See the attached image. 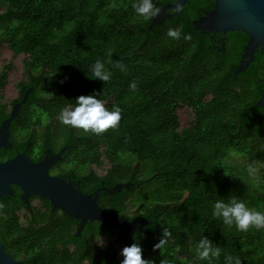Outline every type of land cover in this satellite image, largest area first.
Wrapping results in <instances>:
<instances>
[{
  "label": "trees",
  "instance_id": "obj_1",
  "mask_svg": "<svg viewBox=\"0 0 264 264\" xmlns=\"http://www.w3.org/2000/svg\"><path fill=\"white\" fill-rule=\"evenodd\" d=\"M209 1L190 0L189 4L197 7ZM132 2L0 0L6 7L0 28L14 56L26 55L25 67L34 74L26 86L38 85L32 94L39 96L44 80H61L43 104L37 102L42 113L22 117L14 131L33 128L30 139L36 143V128H44L51 119L45 125L47 140L65 136L78 145L74 163L79 178L90 166L107 162L110 167L105 176L88 174L96 186L102 181L106 185L130 182L123 192H107L106 204L111 209L120 213L131 197L143 212L158 205L156 222L166 230L142 231L134 236L135 241L121 235L127 245L139 243L142 258L153 264H193L191 249L202 236L221 252L198 264H224L225 254L239 257L241 264H264V228L237 231L234 225L228 227L211 216L212 202L231 197L264 211V106L249 110L264 86V47L257 49L244 71L235 74L247 34L229 31L226 50L215 46L211 50V34L192 25L198 9L189 10V17L172 15L151 28L154 17L138 18ZM173 2L153 0L159 8ZM168 9L173 12L175 8ZM169 28L178 29L180 38L168 37ZM185 33L190 36L187 40ZM98 58L111 72L106 82L91 77L90 66ZM117 62L123 70L114 66ZM133 81L136 87L130 89ZM80 94L95 95L110 111L119 108L117 127L82 134L62 125L59 111L74 106ZM181 107L192 111L187 124L180 121ZM4 119L0 117V124ZM16 152L15 147L1 148L0 159ZM236 155L245 161L233 162ZM251 162L261 164L254 177L245 168ZM92 225L94 235L99 225L106 227L99 221ZM58 233L52 226H22L0 202V239L15 258L18 255L9 250L14 241L18 247L26 245L37 252L33 255L39 258L37 264H81L84 259L91 264H119L122 259L113 243L105 246L93 241L87 246L78 239V249H63L59 243L66 245L75 237L59 242ZM159 239L166 243L154 249Z\"/></svg>",
  "mask_w": 264,
  "mask_h": 264
},
{
  "label": "flooded vegetation",
  "instance_id": "obj_2",
  "mask_svg": "<svg viewBox=\"0 0 264 264\" xmlns=\"http://www.w3.org/2000/svg\"><path fill=\"white\" fill-rule=\"evenodd\" d=\"M189 3L190 0H188L183 8L179 9V11L173 8L174 11L172 12L168 9L167 14H171L173 16L177 14L178 16L184 15L189 17V10L194 11L195 9H198L199 16L192 19V25L195 27L194 20L204 15L206 11L212 9L215 4V0H210L206 5H202L201 2H199L200 5L197 7L196 3ZM186 7L190 9L187 10ZM5 11L6 7L4 5H0V15L4 14ZM168 18L170 17H167L165 21ZM219 33H208L211 34L212 41V44H210L208 48L213 50L215 46L218 50L225 51L227 33H223L222 36H220ZM8 40L9 39L5 35V32L2 31V28H0V117L4 116L6 119L11 116L12 112L16 110V108L18 109L16 117L11 124L10 140L12 141V147L9 148L13 149L15 147L17 150L15 154L18 152H26V154L34 161L43 159L46 156L58 155L57 161L51 163L50 165L49 173L51 175L62 177L63 179L74 184L83 193L92 194L94 197L96 196L97 201L101 206L114 211L118 215L128 216L130 219L136 221L134 226L137 227L133 231H128L125 228L118 226H110L105 224L106 227H103L99 225V232L94 235L92 223L97 222V220H88L81 228H79L81 225V220L67 215L60 208H54L51 201L45 197L40 195H31L28 198L25 197L23 190L15 184L12 185L11 193L2 195L0 197L1 204H6L8 212H14V214L17 216L18 223L24 227L33 226L37 229H43L51 226L52 228L56 227L57 231L58 229L60 231V233H58L56 236L59 242L70 239V235L72 238L75 237L74 240L68 241L66 245L59 243L60 247L63 249H69L72 252L75 249H78L76 242L78 239H81L82 241L87 242V246L93 241L99 245L105 246L113 243L119 249L120 254V249L127 245L126 240L122 239L121 235L125 236V238L131 237L133 238L132 241H135L134 236L142 231V233L145 232L146 234H150L154 233L156 231L155 229L163 231L166 230L167 228L165 226H160V223L156 222L157 218L154 210H158V205L153 207L149 206L153 210L143 212L141 205L137 204V202L131 197L125 201L127 205H125L122 211H119L120 213L114 209H111L108 204H106V202H108L107 197H105L106 194H108L107 192H123L125 187L130 188V182L125 183L129 184V186L124 185L123 187H118L117 184L106 185V183L102 181L99 186H96V183H94L95 179L92 176L95 174L98 176H105L109 167H107L104 174H97L90 169L88 172H83L84 174H82V178H79L77 174L78 168L74 163V153L76 152L78 145L66 139L65 136H62L58 139L50 138L47 140V137L45 136V125H47L51 119L45 122L44 128H36V143L35 138L30 139L33 128H30L28 131H14V124H17L22 117L26 115H40L42 113L41 110L43 108H39V103L43 104L48 96H45L41 93H39V96H34L32 94L38 85L29 84L26 86V84L30 83V80H32L31 77L34 74L25 67V53H20L19 55L14 56L13 51L8 45ZM2 51L11 53V56H9L8 60H5L4 55H2ZM15 59H18V67L20 68L16 77L13 75L14 71L17 70L15 67ZM241 59L242 54L240 60ZM12 80L17 81L14 83ZM38 82L41 81L38 80ZM43 82L45 83L47 80H44ZM260 89L263 90L264 86H260ZM25 96H27L26 99H24ZM32 96H34V98H32ZM38 101L39 103L37 104ZM24 143H26V146L21 150L20 148ZM88 174L92 176L88 178ZM87 178L88 180H86ZM131 208H134L135 210L131 211ZM162 211H160V213L157 212L158 216H161ZM6 212H3L2 214L5 215ZM138 226L143 227L142 229H139ZM14 243L15 241L10 244L9 250L18 255V258L16 259L22 260L26 263H38L39 258L37 256H33L37 254V252H31L32 249L26 245H21L18 247V244ZM13 244L14 246H12ZM81 264H91V262L89 259H84L81 261Z\"/></svg>",
  "mask_w": 264,
  "mask_h": 264
},
{
  "label": "water",
  "instance_id": "obj_3",
  "mask_svg": "<svg viewBox=\"0 0 264 264\" xmlns=\"http://www.w3.org/2000/svg\"><path fill=\"white\" fill-rule=\"evenodd\" d=\"M188 0H176L160 8L150 27L162 23L171 14L167 9H182ZM195 28L205 33H227L242 31L248 35L243 49L242 59L235 74L244 71L255 59V51L264 47V0H215L211 10L194 20ZM28 96V95H27ZM25 96L24 99L27 98ZM264 106V89L258 101L249 110ZM17 108L10 117L0 124V149L12 147L10 140L11 124L17 114ZM58 155L46 156L38 161L32 160L26 152H18L13 157L0 159V197L12 192V185H18L25 194L40 195L49 199L54 208L62 209L67 215L81 220V228L88 220H97L102 224L134 230V220L126 215H118L101 206L97 197L83 193L71 182L49 173L51 163L57 161ZM129 184H117L118 187ZM143 226H138L142 229ZM0 264H35L26 263L10 255L0 239Z\"/></svg>",
  "mask_w": 264,
  "mask_h": 264
},
{
  "label": "clouds",
  "instance_id": "obj_4",
  "mask_svg": "<svg viewBox=\"0 0 264 264\" xmlns=\"http://www.w3.org/2000/svg\"><path fill=\"white\" fill-rule=\"evenodd\" d=\"M131 7L138 18L145 20L155 17L160 11V8L153 3V0H133ZM176 10L179 11V8ZM166 35L175 40L180 38L181 32L176 28H169ZM183 38L187 40L190 36L185 33ZM114 66L123 70V65L119 62ZM90 72L91 77L99 78L104 82L111 78V72L99 58L90 66ZM135 87V82H130L129 88L135 89ZM75 99L76 103L74 106L62 108L59 111L57 119L62 125H68L94 134H100L109 128L117 127L120 121L119 108L108 110L104 103L95 95L80 94ZM261 147L264 148V145H261ZM245 168L248 176L254 177L257 175V166L246 164ZM211 216L220 219L228 227L234 225L237 231H247L250 227L253 229L264 228V211L250 208L245 201L235 197H231L227 201L217 199L212 202ZM165 243L164 239H159L153 245V248L158 249ZM191 250L194 253L193 264H198L199 261H211V259L219 257L221 252L219 247L214 246L204 236L195 242ZM120 255L122 259L119 264H153L152 261L142 258V250L139 243L125 245L120 249ZM224 264H241V260L239 257L225 254Z\"/></svg>",
  "mask_w": 264,
  "mask_h": 264
},
{
  "label": "rangeland",
  "instance_id": "obj_5",
  "mask_svg": "<svg viewBox=\"0 0 264 264\" xmlns=\"http://www.w3.org/2000/svg\"><path fill=\"white\" fill-rule=\"evenodd\" d=\"M2 55H4V58L5 60H8L9 56H11V53L10 52H4L2 51ZM14 57V56H13ZM16 58V57H14ZM18 64H19V61L18 59H15V67H16V71H14L13 75L14 77L17 76L20 68L18 67ZM17 80H12V82H16ZM60 79H56V80H51L50 82L43 84V86H40L39 87V93L45 95V96H51L50 93L53 91V89H56L60 83ZM178 113H179V117H180V121L182 124H187V122L189 121V119L192 117V111L190 108L188 107H181L178 109ZM62 131L64 129L65 131V128L66 126H62V127H59ZM77 131L79 133H87V132H84L82 129H77ZM60 138V136H57V139ZM233 162H244L245 159L241 158L240 156H237L234 157V159L232 160ZM247 161V160H246ZM251 164H253L254 166H257L258 168H260L261 164L260 163H257V162H251ZM107 167H110V164L105 162L103 165L101 166H96V165H92L90 166V169L93 170L94 172H96L97 174H104L106 172V169ZM87 170H89V167L87 168ZM86 172V171H84ZM135 209L134 208H131V211H134Z\"/></svg>",
  "mask_w": 264,
  "mask_h": 264
}]
</instances>
